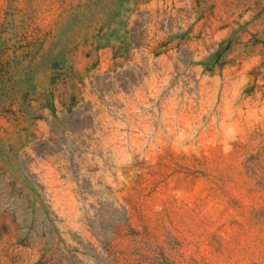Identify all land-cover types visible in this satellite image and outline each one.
I'll return each instance as SVG.
<instances>
[{
    "label": "rangeland",
    "instance_id": "1",
    "mask_svg": "<svg viewBox=\"0 0 264 264\" xmlns=\"http://www.w3.org/2000/svg\"><path fill=\"white\" fill-rule=\"evenodd\" d=\"M0 264H264V0H0Z\"/></svg>",
    "mask_w": 264,
    "mask_h": 264
}]
</instances>
